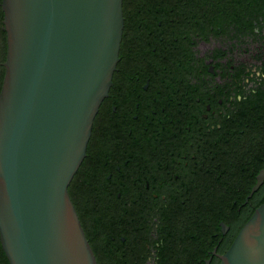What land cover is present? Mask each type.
I'll return each instance as SVG.
<instances>
[{
  "label": "flooded vegetation",
  "instance_id": "flooded-vegetation-1",
  "mask_svg": "<svg viewBox=\"0 0 264 264\" xmlns=\"http://www.w3.org/2000/svg\"><path fill=\"white\" fill-rule=\"evenodd\" d=\"M123 16L71 198L98 264H221L264 203V0H123ZM4 21L0 0V92Z\"/></svg>",
  "mask_w": 264,
  "mask_h": 264
},
{
  "label": "water",
  "instance_id": "water-1",
  "mask_svg": "<svg viewBox=\"0 0 264 264\" xmlns=\"http://www.w3.org/2000/svg\"><path fill=\"white\" fill-rule=\"evenodd\" d=\"M0 240L10 264H98L69 186L109 95L123 0H3ZM221 264H264V203Z\"/></svg>",
  "mask_w": 264,
  "mask_h": 264
}]
</instances>
